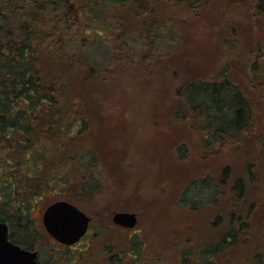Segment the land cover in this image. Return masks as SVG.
Here are the masks:
<instances>
[{"label":"trees","instance_id":"1","mask_svg":"<svg viewBox=\"0 0 264 264\" xmlns=\"http://www.w3.org/2000/svg\"><path fill=\"white\" fill-rule=\"evenodd\" d=\"M206 2L0 0V222L15 244L34 249L18 234L33 226L39 202L59 191L58 199L92 218L84 242L91 240L79 256L66 254L69 264H264V0L249 2L260 34L232 77L218 68L205 78L174 79V108L181 110L173 108L174 116L201 126L202 154L217 151L229 162L193 169L187 179L171 175L165 187L152 184L154 190L147 171L134 175V184L120 190L117 184L107 198L119 202L114 210L150 216V229L122 240L105 218L107 208L92 215L77 198L95 196L107 172L114 185L127 174L108 158L113 150L102 118L118 86L114 77L176 55L173 32L167 34L173 46L160 51L161 31L175 26L171 16L162 19L164 11L196 18ZM228 44L236 48L233 39ZM219 48L226 52L223 42ZM250 133L256 143L241 152ZM175 151L177 161L186 160L185 145ZM168 193L171 205H165ZM186 216L198 231L168 239L172 223ZM41 237L39 243L51 242L43 230Z\"/></svg>","mask_w":264,"mask_h":264},{"label":"rangeland","instance_id":"2","mask_svg":"<svg viewBox=\"0 0 264 264\" xmlns=\"http://www.w3.org/2000/svg\"><path fill=\"white\" fill-rule=\"evenodd\" d=\"M241 1L207 0L206 4H208L196 18H192L187 12L170 14L178 32L176 40L179 38V52L154 63L152 67L150 65V68L133 69L131 73L129 71L127 75H124V78L120 72L116 74L114 79L118 86L113 90L111 104L110 102L105 104L106 109L102 118L105 119L104 124L106 123V138L111 139L109 146L113 150L108 158L121 165L123 168L121 175H124L125 172L127 174L123 178L121 176V180L116 179V185H114V179H112L114 176L111 178V172H107L106 180H103L101 188L95 191L97 193L94 194L95 196L90 199L77 196L81 203L80 207L84 206V210L92 215L93 212L97 213V211L107 208L105 218L112 222L113 214L118 212L114 209L119 208V202L115 198L113 200L107 198L115 195L117 184L120 190L122 185L136 183L134 175L139 172L147 171L149 173L150 188L154 190V187L158 188V186H152V184H162L165 187L166 181L172 177L171 175L187 179L195 173L192 171L193 169L204 168L208 164L217 166L219 163L229 162L228 158L218 154L217 151H213L212 154L201 153L199 150L203 136L201 127L193 122H184L182 115L177 117L178 119L174 116L172 109L177 102L172 98L170 89L175 83L174 79H178L177 75L185 77V79H200V77L212 76L214 71L220 68L232 77L234 70L247 61L248 47L253 37L260 34L257 23L260 21L253 20L250 16L248 10L250 0L242 5H236ZM263 23L261 21V27H263ZM232 39L236 48L229 51L226 45L231 50L232 45L228 43ZM161 41L163 43L161 51L173 46L169 35L164 34ZM220 42L224 43L223 49L224 51L226 49V52H221ZM196 57H200L198 61L195 59ZM141 73H146L144 79L139 78ZM258 114L255 112V118L259 120ZM94 133L91 131L92 136ZM256 137L252 133L245 137L243 139L244 148L241 152L250 151L253 144L256 143ZM178 145H185L188 149V156L183 162L177 161L174 157ZM114 152L116 156L113 158ZM157 159L162 161V168H159L158 165V168L156 167ZM239 163L238 160L237 165ZM162 189L165 190V188ZM148 192L150 195L152 194L150 190L141 188V194L144 196H147ZM58 193L59 191L51 193L39 202L33 212L35 218L33 226L27 230V233H19V239L25 242H34V244L39 242L38 239L42 235L43 228L40 225L42 214L48 203L58 200ZM137 193L139 192L137 191ZM190 194L192 196L194 192ZM166 196L165 205H171L172 197L169 193ZM191 216L197 217L194 214ZM184 219L186 220L183 222L174 221L172 223L167 233L168 239L175 237L182 239L189 232L198 231L189 216ZM147 224H150V216H147L146 213H141L138 217L137 227L131 231L116 227L112 223L119 233L117 239L120 240L123 239V236L128 238L135 230L144 233L148 230L147 227L150 229V225ZM124 230L127 232L126 235H124ZM143 236L149 238L150 235H141V237ZM90 240L83 241L72 251H62L59 247L57 250L53 243H48L42 253V262L43 264H69L66 254L69 253L71 258L79 256L80 250L85 249Z\"/></svg>","mask_w":264,"mask_h":264},{"label":"water","instance_id":"3","mask_svg":"<svg viewBox=\"0 0 264 264\" xmlns=\"http://www.w3.org/2000/svg\"><path fill=\"white\" fill-rule=\"evenodd\" d=\"M43 225L48 235L58 243L72 247L88 233L92 219L68 201L50 204L43 214ZM113 224L133 230L138 224L134 213L119 212L113 215ZM38 252L22 249L10 241L9 227L0 222V264H39Z\"/></svg>","mask_w":264,"mask_h":264},{"label":"flooded vegetation","instance_id":"4","mask_svg":"<svg viewBox=\"0 0 264 264\" xmlns=\"http://www.w3.org/2000/svg\"><path fill=\"white\" fill-rule=\"evenodd\" d=\"M248 0H242L241 2H239V3H237V4H239V5H242V3H245V2H247ZM168 18H170V15L168 14V13H166V11H164V16H163V18L162 19H168ZM170 32H173V33H175V34H178V32H177V29L175 28V26L174 27H172V26H168L167 28L165 27L162 31H161V34H171ZM163 37V36H162ZM162 37H161V40H162ZM162 42V41H161ZM163 45V43L161 44V46ZM234 46H232V48H233ZM167 50H169V49H167ZM232 50V49H231ZM160 51H161V47H160ZM166 51V50H165ZM174 84H176V83H174ZM173 86L174 85H172L171 86V89H170V93L172 94V92H173ZM176 89V88H175ZM175 89H174V92H173V95H172V98L175 100L176 99V91H175ZM174 110L175 111H179V112H181V110H178V109H175L174 108ZM199 125V124H198ZM197 125V126H198ZM200 126V125H199ZM201 127V126H200ZM199 128V127H198ZM202 130V129H201ZM51 244L53 243V245H55V247H56V249H57V247H59L62 251H72L74 248H76V247H78L80 244H81V242L79 243V244H77V245H75V246H72V247H69V246H65V245H62V244H60V243H58V242H56V241H52L51 240V242H50ZM40 246V247H39ZM48 246V245H47ZM46 245H43V243L41 244V243H39V244H36L35 245V247H34V249H32V250H30V251H37L38 252V258H37V261H38V263L39 264H43V262H42V253H43V250L45 249V247H47ZM59 249V250H60ZM55 250V249H54ZM58 250V249H57ZM60 250V251H61Z\"/></svg>","mask_w":264,"mask_h":264}]
</instances>
